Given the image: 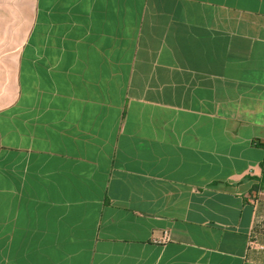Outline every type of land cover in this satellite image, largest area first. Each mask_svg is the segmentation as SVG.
I'll return each mask as SVG.
<instances>
[{
    "label": "crops",
    "instance_id": "0c3cea01",
    "mask_svg": "<svg viewBox=\"0 0 264 264\" xmlns=\"http://www.w3.org/2000/svg\"><path fill=\"white\" fill-rule=\"evenodd\" d=\"M261 145L264 0H0V264H264Z\"/></svg>",
    "mask_w": 264,
    "mask_h": 264
},
{
    "label": "built area",
    "instance_id": "2783aa9c",
    "mask_svg": "<svg viewBox=\"0 0 264 264\" xmlns=\"http://www.w3.org/2000/svg\"><path fill=\"white\" fill-rule=\"evenodd\" d=\"M170 240V236H169V233L165 232L161 238H159L158 240H156V242L158 243H166ZM249 246L250 247H256L258 246V244L256 243V241L254 239L250 240L249 242ZM261 248V246H260Z\"/></svg>",
    "mask_w": 264,
    "mask_h": 264
},
{
    "label": "trees",
    "instance_id": "16d2710c",
    "mask_svg": "<svg viewBox=\"0 0 264 264\" xmlns=\"http://www.w3.org/2000/svg\"><path fill=\"white\" fill-rule=\"evenodd\" d=\"M264 147V145H261ZM257 183L254 185L255 190H264V162L262 164V175L259 179L256 180Z\"/></svg>",
    "mask_w": 264,
    "mask_h": 264
}]
</instances>
